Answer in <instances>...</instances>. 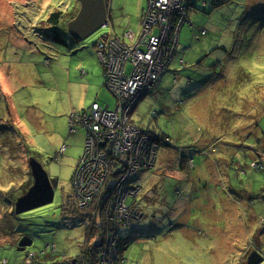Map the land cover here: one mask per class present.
<instances>
[{
    "label": "rangeland",
    "instance_id": "rangeland-1",
    "mask_svg": "<svg viewBox=\"0 0 264 264\" xmlns=\"http://www.w3.org/2000/svg\"><path fill=\"white\" fill-rule=\"evenodd\" d=\"M212 2L198 0L190 7L193 24L183 27L174 60L195 74L198 84L186 93L190 76L168 74L131 116L144 128L170 134L166 138L175 147H162L156 166L140 169L130 181L142 188L137 201L144 218L122 227L121 233L127 238L125 257L140 264H246L253 250L264 253V224L256 223L255 213L247 216L253 227L233 217L229 200L230 193L242 195L236 203L242 212V200L264 192L262 181L251 182L264 180V170L250 166L257 160L264 164V0ZM80 5L79 0H0V264H30L28 251L53 244V262L82 263L78 253L89 219L86 214H61L73 193L71 180L86 135L83 127L72 131L71 113L95 100L114 109L118 98L105 85L96 50L100 36L112 27L83 40L74 38L67 20ZM146 5L147 0H112V16H123L122 27L140 30ZM55 11L64 13L57 26L47 22ZM59 28L62 43L51 35ZM18 39L25 45L12 41ZM182 56L186 61L179 64ZM217 62L222 65L215 67ZM82 69L87 73L82 75ZM163 95L168 108L159 102ZM183 153L193 163L184 157L180 164ZM32 157L48 173L55 196L51 203L24 212L32 217L23 219L15 203L33 184ZM173 174L186 186L193 177L187 192L179 185L178 196L186 197L178 202L176 181L168 179ZM254 208L264 209V200H255ZM70 209L66 206L65 212ZM24 234L33 238L25 252L18 250Z\"/></svg>",
    "mask_w": 264,
    "mask_h": 264
},
{
    "label": "built area",
    "instance_id": "built-area-1",
    "mask_svg": "<svg viewBox=\"0 0 264 264\" xmlns=\"http://www.w3.org/2000/svg\"><path fill=\"white\" fill-rule=\"evenodd\" d=\"M195 1L147 0L140 30L132 27L122 32L111 30L97 41L96 50L104 68L106 86L118 98V103L111 109L109 105L102 107L94 101L71 116L73 130L76 125L86 130L84 149L73 175L78 206L81 209L90 207L103 192L104 204L109 201L105 205V215L110 227L100 245L101 264H139L128 261L119 251L120 245L126 243L121 228L144 218L142 210L134 206L142 188L130 181L140 169L156 166L159 152L169 138L157 129L135 123L131 116L160 77L171 69L180 33L184 24L190 23L189 9ZM107 4L110 9L109 0ZM110 23L109 20L107 27ZM202 33L205 34V30ZM190 160L193 163V158ZM251 167L264 170V164L258 160Z\"/></svg>",
    "mask_w": 264,
    "mask_h": 264
},
{
    "label": "trees",
    "instance_id": "trees-1",
    "mask_svg": "<svg viewBox=\"0 0 264 264\" xmlns=\"http://www.w3.org/2000/svg\"><path fill=\"white\" fill-rule=\"evenodd\" d=\"M109 3H110V8H111L112 7V0H109ZM216 5H217V0H213L211 6H216ZM63 16H64V13L62 11H55V12H53L49 16L47 22H49L50 25L51 24L52 25L54 24L55 26H57L61 22V20H63V18H64ZM73 18H74V15L71 16L67 21H69V20H71ZM110 18H111V15H110ZM140 20H141V18H140ZM186 24H184V26ZM116 25L117 24L115 22H113V20H111L110 26L112 27V29L114 27H116ZM59 29H57V31H52L51 32V35H53L54 40L56 42L62 43V42H64V40H63V38L61 36V29L60 30ZM199 37H201V35ZM180 41H181V33H180ZM178 52H179V46H178V49L176 51V56L178 55ZM181 59L184 62L186 61L185 58H183V56L181 57ZM172 64H173V66L169 70V73L167 71V72H165L160 77V80L159 81H160V84H162V86H163V82H161V81L165 78L166 75L169 74L171 76V78H174V77H176L175 76V73L183 72V69H180L181 68V65H178V64L174 65V61L172 62ZM219 65L221 66L222 64L220 62H217L216 65H215V67H218ZM223 71H225V70L222 69L221 72H223ZM191 75L194 76L195 74H191ZM191 78L193 80V77H191V76L188 77V79H191ZM187 87H188V89H185L184 88L186 90V93L191 89L192 83L188 84ZM182 125H184V124H182ZM76 126L81 127L79 125H76ZM154 129H156V128H154ZM158 131L161 134H163V135L164 134H167L162 129H159ZM262 133L264 134L263 129H262ZM169 149L175 150V148H173V147L172 148H169ZM159 156H160V152H159ZM184 157H186V159L188 158L186 155L185 156H180V158H181L180 164L185 161ZM188 160H189V158L186 160L187 161V164H189ZM76 167H77V165H76ZM76 167H75V170H76ZM74 174H75V171H74L73 175ZM71 183H72L73 193H72V195L71 194L68 195V197H70L71 200L69 199L67 203L65 201L63 202V205H62V213L61 214H68V213H70V214L71 213L72 214H78L79 213L80 216L81 215H85V214L87 215V218L89 219L88 224H90V225H88V227L86 228V233L84 234L85 237H84V241H83L84 243L81 244L80 247H79L80 248V251L78 253V257L81 258V260H82V263L81 264H101L100 245L105 240V238L107 236L108 229L110 227V222H108V219H106V215H105V212H106V206L105 205L109 201H107V203L104 204V201H103L104 192H103V194H101L100 197L97 200H95L90 205V207L85 208V209H81L78 206V201H77V199L75 198V195H74L73 176H72ZM30 186L28 187V189L30 188ZM26 192L27 191H25L24 193H26ZM140 195H141V193L139 194V196ZM138 197L135 200V203H136V205H134L135 208H138L139 207L138 206V201H137L138 200ZM248 200H250V201H248V204L249 203H251V204L245 205V206L241 205L240 206V209L242 210L243 215H245V220H246L245 222H247L249 224V226L253 227L254 223H250L249 221H247L248 220V217L247 216L250 215L249 214V210L251 209V206H253V208H254V201L255 200L256 201H261V202L264 200V192L262 194L259 193L258 196L255 197V198H253L252 196H250V197H248ZM66 206H69V207H72L73 206V209H70L69 211L65 212ZM85 211H87V212H85ZM21 214H23V213H21ZM21 214H19V215H21ZM28 215H30L29 217H32V214L29 213V214H26V215H24V214L21 215V218L28 219V217H26ZM255 215L257 216L256 223L259 220L261 224H264V209L259 210V211L256 210ZM23 216H25V217H23ZM37 216H38V214H37ZM25 235L26 234H24V236ZM24 236H22L21 239ZM121 236H122L123 239H125L124 235H121ZM18 245H19V243H18ZM49 249H50V252L51 253L48 252ZM56 250H57L56 244H53V245H48L45 249H39V251H37V252H35V251H28L26 253V256H27V259H29V263L30 264H62V263L63 264H67L68 261L66 259H64L63 262H58V261L57 262H53V258H54V255H55ZM125 250H126L125 245L121 244L119 251H120V254L124 258H126L125 255H124V251ZM25 251H26V249L24 250V252ZM31 255H32V257H31ZM126 259L128 261H130V262H138V261L129 260L128 258H126ZM47 260H50L49 263L43 262V261H47ZM3 262H6V261H3ZM138 263L140 264V262H138Z\"/></svg>",
    "mask_w": 264,
    "mask_h": 264
},
{
    "label": "water",
    "instance_id": "water-1",
    "mask_svg": "<svg viewBox=\"0 0 264 264\" xmlns=\"http://www.w3.org/2000/svg\"><path fill=\"white\" fill-rule=\"evenodd\" d=\"M79 1L81 4L80 9L76 16L68 22V30L74 38L83 40L98 29L107 27L109 23V8L106 0ZM29 164L34 181L27 192L18 197L15 203L17 214L49 204L54 200L55 196V188L43 165L35 157L30 159ZM32 244L33 238L25 235L19 241L18 250L24 251L26 247ZM263 261L264 256L259 251L253 250L247 257L246 264H260Z\"/></svg>",
    "mask_w": 264,
    "mask_h": 264
},
{
    "label": "crops",
    "instance_id": "crops-1",
    "mask_svg": "<svg viewBox=\"0 0 264 264\" xmlns=\"http://www.w3.org/2000/svg\"><path fill=\"white\" fill-rule=\"evenodd\" d=\"M143 11H144V8H142V12H141V15H142V13H143ZM113 7H111V11H110V15H111V18H112V20H113V22H115L119 27H121V28H117V27H114L112 30H115L116 32H122L125 28H127V27H131V25H125V26H123L122 27V18H123V16H120V17H116V18H114L112 15H113ZM141 15H140V18H141ZM10 21L12 22L13 21V19H10ZM198 40H200V39H198ZM15 44H17V45H25L24 44V40H12ZM183 67H181L180 69H182ZM185 68V67H184ZM83 70L85 71L84 73H83ZM81 73H82V75H84V74H86L87 72H86V70L85 69H82L81 70ZM183 73V75L184 76H191V77H193V80H192V78H191V82L190 83H192V85L193 84H198V82L196 81V79L194 78V76H192L191 74L189 75L186 71H183L182 72ZM104 78H105V76H104ZM189 83V84H190ZM0 85H2V83H0ZM106 85V84H105ZM165 98H167V96H165V95H163L162 96V99H161V101H159L165 108H168L164 103H162L163 102V100L165 99ZM197 99L195 98V99H191L190 101H191V103H188L187 102V106H191L193 103V101H196ZM96 101V100H95ZM94 102V101H93ZM90 105V104H89ZM88 105V106H89ZM109 105V107L111 106L110 104H108ZM87 105L86 106H83L81 109H79V110H76V111H73L72 113H74V112H79V111H82L84 108H87L88 107ZM80 107V106H79ZM166 110V109H165ZM72 113H71V115H72ZM173 115V114H172ZM183 127L185 126V124L184 125H182ZM76 131H77V129H76ZM73 132H75V131H73ZM170 135V134H169ZM189 137H190V134H187V136H185V139L186 140H188L189 139ZM188 145V144H187ZM163 161V160H162ZM163 164L164 163H162V166L160 167V168H158V169H161L162 167H164L163 166ZM192 168V167H191ZM189 175H192V174H190L189 173ZM193 178V177H192ZM191 178V179H192ZM168 179H170V180H174V181H176L175 182V184H174V186H175V188H176V190H178V189H180V187H179V185L181 186V188H183L184 190H186V192H187V189H188V187L191 185V179H190V181H188L187 183H189V186H186V185H183L182 184V182L180 181V180H183V179H181V177L179 176V175H176V174H173V175H169L168 176ZM188 179H185V183H186V181H187ZM221 181H223V179L221 180ZM262 181V182H261ZM252 183L253 182H261V183H264V180L263 179H260V180H253V181H251ZM231 184L233 185V184H235L234 183V181L232 180L231 181ZM255 185H256V187H258V185L260 184V183H254ZM234 186V185H233ZM232 186V189H234V190H237V188H236V186H234L233 187ZM239 186V185H238ZM261 186V185H260ZM259 186V187H260ZM177 192V191H176ZM260 192H258V194H259ZM231 194V196H229V200H230V203L232 204V206H233V217H241L242 219H243V221H246L245 220V215H243V213L236 207V203H237V199H242V195L240 196V195H235V194H232V193H230ZM254 194H257V193H250L249 194V197L250 196H253ZM179 194L177 193V199H176V202H178V200H182L181 198H183L184 197V199H185V195L183 196H181V197H179L178 196ZM258 196V195H257ZM248 201H250V200H246V201H243L242 200V205L243 206H245V205H248ZM188 203H190V204H192V201H188ZM177 207H178V205H177ZM178 209H180V207H178ZM256 212V210L254 209V208H251L250 210H249V214H252V213H255ZM235 221V220H234Z\"/></svg>",
    "mask_w": 264,
    "mask_h": 264
},
{
    "label": "clouds",
    "instance_id": "clouds-1",
    "mask_svg": "<svg viewBox=\"0 0 264 264\" xmlns=\"http://www.w3.org/2000/svg\"><path fill=\"white\" fill-rule=\"evenodd\" d=\"M196 1H198V0H196ZM196 1H195V3H196ZM106 2H108V0H106ZM194 3V4H195ZM206 3V2H205ZM194 4H192L191 6H193ZM107 6H108V4H107ZM190 6V7H191ZM110 10H111V8H110ZM110 10L108 9V14H109V16H110ZM190 16V15H189ZM110 21L112 20V18H110L109 19ZM190 26H192V22H190V23H188ZM109 27V26H108ZM204 35V34H203ZM101 37V36H100ZM181 42V41H180ZM97 44V43H96ZM181 67H185V66H181ZM159 83H160V81H158ZM74 113H76V112H74ZM73 114V113H72ZM71 117V116H70ZM76 129H77V127H74V130H73V127H72V131H76ZM165 136L166 135H169V134H164ZM170 136V135H169ZM167 145H165V146H163V147H168V146H170L171 148L173 147V148H175L174 147V145H173V142H167L166 143ZM187 147H185V149H186ZM186 154L185 153H183V156H185ZM187 156V155H186ZM189 158H191V157H189ZM251 166V165H250ZM253 168V167H252ZM259 171H263V170H259ZM178 193V192H177ZM143 213V212H142ZM144 214V213H143ZM143 220V219H142ZM141 220V221H142ZM121 235H122V233H121ZM127 241V238H126V240H125V242ZM255 250H257V251H259L263 256H264V253L260 250V249H255ZM247 263V262H246Z\"/></svg>",
    "mask_w": 264,
    "mask_h": 264
},
{
    "label": "flooded vegetation",
    "instance_id": "flooded-vegetation-1",
    "mask_svg": "<svg viewBox=\"0 0 264 264\" xmlns=\"http://www.w3.org/2000/svg\"><path fill=\"white\" fill-rule=\"evenodd\" d=\"M160 104H161V103H160ZM160 104H159V105H160ZM163 112H164V109H163Z\"/></svg>",
    "mask_w": 264,
    "mask_h": 264
}]
</instances>
